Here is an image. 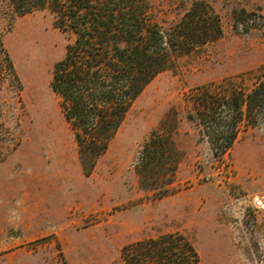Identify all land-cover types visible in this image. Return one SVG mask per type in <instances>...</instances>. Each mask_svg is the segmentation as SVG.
Wrapping results in <instances>:
<instances>
[{
  "label": "rangeland",
  "instance_id": "1",
  "mask_svg": "<svg viewBox=\"0 0 264 264\" xmlns=\"http://www.w3.org/2000/svg\"><path fill=\"white\" fill-rule=\"evenodd\" d=\"M150 5L163 27L207 9L222 35L175 56L90 172L51 86L72 36L49 7L0 23V264H128V248L169 234L189 240L198 264H264V108L224 152L195 103L248 99L264 82V0Z\"/></svg>",
  "mask_w": 264,
  "mask_h": 264
},
{
  "label": "trees",
  "instance_id": "2",
  "mask_svg": "<svg viewBox=\"0 0 264 264\" xmlns=\"http://www.w3.org/2000/svg\"><path fill=\"white\" fill-rule=\"evenodd\" d=\"M150 6V0H0V23L49 7L58 28L72 36L65 56L54 67L51 86L61 98L88 172L107 152L136 99L175 56L189 54L222 35L218 16L207 9L192 8L163 27L152 18ZM0 53L9 57L1 32ZM224 94L222 103L209 94L195 103L199 124L222 134L223 150L228 152L243 117H253L264 108V82L248 99L234 92ZM218 108H224L225 115ZM138 247L141 251H136ZM125 258L128 264L199 263L194 246L179 234L139 243L133 251L126 250Z\"/></svg>",
  "mask_w": 264,
  "mask_h": 264
}]
</instances>
